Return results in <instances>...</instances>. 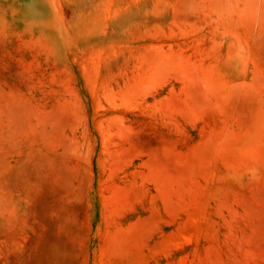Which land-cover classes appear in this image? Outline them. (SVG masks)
Segmentation results:
<instances>
[{"label":"rangeland","instance_id":"1","mask_svg":"<svg viewBox=\"0 0 264 264\" xmlns=\"http://www.w3.org/2000/svg\"><path fill=\"white\" fill-rule=\"evenodd\" d=\"M0 264H264V0H0Z\"/></svg>","mask_w":264,"mask_h":264}]
</instances>
